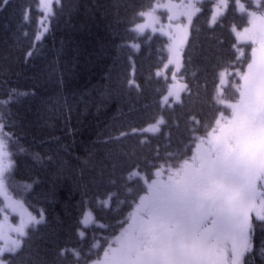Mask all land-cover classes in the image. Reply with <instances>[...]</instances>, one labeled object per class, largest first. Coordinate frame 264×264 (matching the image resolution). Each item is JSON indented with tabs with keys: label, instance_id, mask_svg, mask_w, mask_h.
Listing matches in <instances>:
<instances>
[{
	"label": "trees",
	"instance_id": "trees-1",
	"mask_svg": "<svg viewBox=\"0 0 264 264\" xmlns=\"http://www.w3.org/2000/svg\"><path fill=\"white\" fill-rule=\"evenodd\" d=\"M157 1L61 0L55 7L63 11L36 41L40 1L0 0V98L13 89L28 93L0 109L6 126L11 125L5 130L17 140L11 149L27 150L13 157L7 187L46 214L29 230L22 249L9 255L12 263L86 264L97 258L104 236L112 235L142 192L140 180L127 179L129 172L137 166L154 172L153 165L183 156L217 115L218 74L236 54L232 28L244 25L245 17L231 5L211 25V4H202L183 52L182 76L191 91L180 105L163 109L167 82L156 71L167 58L166 38L142 40L132 78L139 88L130 84V27L138 12ZM29 50L30 58L25 56ZM162 113L166 124L159 134L144 139L131 132ZM109 194L112 205L105 209L100 201ZM89 207L106 226L90 227L81 238V218ZM96 239L99 248H93ZM253 242L247 264H264V232L257 229ZM72 249L81 256L76 258Z\"/></svg>",
	"mask_w": 264,
	"mask_h": 264
},
{
	"label": "snow or ice",
	"instance_id": "snow-or-ice-1",
	"mask_svg": "<svg viewBox=\"0 0 264 264\" xmlns=\"http://www.w3.org/2000/svg\"><path fill=\"white\" fill-rule=\"evenodd\" d=\"M40 3L48 20L58 18V12L63 11L62 7H55L61 0H40ZM232 3L246 23L233 28L240 43L233 45L236 54L218 75L221 96L216 103L223 107H216L218 115L213 116L203 135L194 139L183 156L153 165L157 168L154 172L141 175L139 166L129 172L127 179L137 177L141 181L143 195H138L127 216L117 221L119 234H113L107 249L100 250L102 258L97 253L93 264H247L245 254L252 250L256 230L264 232V0H251L247 5L241 0H220L219 7L227 12ZM192 8L202 10L199 2L193 3ZM148 14L138 12L139 16ZM191 26L192 15L188 14L175 25V31L170 24L166 33L171 40V58L163 67L173 66L172 80L177 79L176 73L183 67L182 48ZM142 27L136 25V30ZM237 28H242L246 41L241 39ZM48 30L47 23H43L41 35ZM41 35L35 39H41ZM32 55L31 50L25 53L29 58ZM224 77H229L227 84ZM130 84L139 88L134 80ZM229 90L232 95L226 102L225 93ZM190 91L188 84L179 87L171 84L163 104L169 105V97L179 103L180 93ZM27 94L11 90L7 97L0 98V109L15 102L16 96ZM164 124L166 120L161 115L152 127L160 131L159 125ZM6 127L11 125L6 126L0 113V194L8 201L0 207V238L9 210L22 207V202H12L4 190L15 168L13 157L27 151L22 147L18 151L11 149L10 145L17 140ZM33 159L39 161L38 154H33ZM110 199L111 194L100 203L107 205ZM42 215L41 212V219H37L29 213L28 222L39 224ZM27 226L23 219L18 225H9V231L16 232L18 238L11 240L10 247L0 248V264H12L5 258V252L19 249L20 238L28 235ZM79 234L82 238L85 235L83 231Z\"/></svg>",
	"mask_w": 264,
	"mask_h": 264
},
{
	"label": "rangeland",
	"instance_id": "rangeland-1",
	"mask_svg": "<svg viewBox=\"0 0 264 264\" xmlns=\"http://www.w3.org/2000/svg\"><path fill=\"white\" fill-rule=\"evenodd\" d=\"M197 2H199L201 4V6L204 3H210L211 4L212 10H211V20H210V22H212V23H213V17L216 18V22H217L218 19L225 13V9L219 7L220 0H213L212 3H211V0H159L157 3H155V5L151 9H148V10L144 11V12H148L149 14L147 16H142L143 19L141 21H139L138 23H136L132 27V30L135 31L140 36H145V35H147V33H151L152 35L149 38H152L154 34H160L162 36H165L168 39V45H167L168 56H169V58H171V53L169 51V44L171 43V40H170L169 36L166 34L169 31V25L171 24L172 25V30L175 31L176 30L175 25L180 20L185 19L188 14L192 15V22H193L194 17L197 15V13L199 11H194L193 8H192V4L193 3H197ZM241 3H245L246 5L247 4H251V0H241ZM40 9L43 12V16L41 17L40 29L37 32L36 36L37 35H41V28H42L43 23H47V26H48V29H49L50 21H51V20L47 19L46 13L44 12L43 6H42L41 3H40ZM136 25H143V27L140 30H136ZM161 25H163V27H161ZM248 26L250 27V25H248ZM237 30L241 32V39L246 41L247 40V36L243 34L242 28H240V29L237 28ZM187 31H188V33L190 35L191 28H189ZM46 33H43L41 35V39H39V40L36 39V41L42 40V38L44 37V35ZM189 35L187 36V41H188ZM235 35H236V32H235ZM236 38H237V36H236ZM237 41H238V44H239L240 40L237 39ZM186 44L183 46L182 52L184 51V48H185ZM130 45L132 46V48L134 50L140 49L139 41H131ZM241 46L244 47V45H241ZM248 54L249 53H248V51L246 49V55H248ZM182 63H183V56H182ZM168 68H171V72L174 71V68H173L172 65H168ZM181 70H182V67H181L180 71L176 73V77H177L176 80H172L170 74H167L166 72L164 73V77L170 79L169 85L175 84V85H177V87H179L180 85L185 84V82H183L182 77L179 74L181 72ZM223 79H224L225 84H227L229 77H224ZM183 93L184 92L180 93L181 98H182ZM166 95H167V93H166ZM220 96H221V92L218 89L217 90L216 100H218L220 98ZM169 102H170L169 105L175 104L174 102H172V98L171 97H169ZM226 102H229L227 100V98H226ZM162 104H163V100H162ZM164 106H166V105H164ZM221 106L223 107V105H221ZM154 123L145 126L144 128L140 129V131L144 132V133H148V134H155V133L159 132V131H156L152 127V125ZM159 128L161 129V125H159ZM145 129H149V130L145 131ZM194 152H195V150H194ZM4 191L10 197L12 202H15V201L22 202V207L17 206L14 211H12L11 209L9 210L8 221L5 222L4 235H3V238H0V248L10 247L11 246V240H15V239L18 238L16 232L9 231V225L10 224L18 225L21 222V219H23L28 224V226L25 228V231L28 233L30 229L37 227L38 225L42 224V222L45 220V215L42 213L43 215H42V222L41 223L34 225V224L28 222V214L29 213L32 216H35L37 219H41V212L42 211L41 212H36V211L32 210L31 208H29V206L25 203V201L23 199L13 196L8 191L7 187H6V189ZM0 197L3 200V207H4L5 204L8 203V201L5 200V197H4L3 194H0ZM108 204H109V201H108ZM84 221L87 222V226L85 225ZM101 224L102 223L98 222V220L96 219L94 213L91 210H87L85 212L83 218H82L81 227L79 228V233L81 231H83L85 233L84 237H86L87 236V230L91 226L95 225V227H100L99 225H101ZM100 228H103V227H100ZM103 229H105V228H103ZM118 234H116V235H118ZM26 237L27 236H24V237L20 238L22 242H21V244L19 246V249L21 248L23 240L26 239ZM112 237L110 239H112ZM110 242L111 241H109V243ZM100 243H101V240L97 239L94 242V245H95L94 247L95 248L99 247ZM252 248H253V238H252ZM106 249H107V245L105 246V250ZM72 250H73L72 252H74L75 254L78 253V255L81 256V251L80 250H78V249H72ZM17 251L12 252V253L5 252V258L8 259L6 257V255L15 254ZM102 256H103V253L101 254V258H102ZM93 261L94 260L89 261L87 264H93Z\"/></svg>",
	"mask_w": 264,
	"mask_h": 264
}]
</instances>
